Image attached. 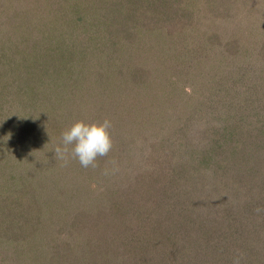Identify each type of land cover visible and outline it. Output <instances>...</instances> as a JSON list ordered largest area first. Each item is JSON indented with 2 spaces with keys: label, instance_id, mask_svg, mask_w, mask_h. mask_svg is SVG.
<instances>
[{
  "label": "rangeland",
  "instance_id": "obj_1",
  "mask_svg": "<svg viewBox=\"0 0 264 264\" xmlns=\"http://www.w3.org/2000/svg\"><path fill=\"white\" fill-rule=\"evenodd\" d=\"M31 2L0 0V41L5 46L13 41V47L0 43V67L3 63L1 69H11L15 61L20 66L0 79V264H62L55 247L70 242L78 260L67 264H104L105 259L106 264H118L119 248L107 258L98 254L95 219L106 220L103 214L112 211L113 201H128V196L127 206L133 207L128 214L135 224L141 223L139 217L149 221L160 214L162 202H167L165 185L153 180L164 175L170 177L168 181L179 180L187 161L194 164V148L202 143L200 135L211 130L217 133V124H225L221 113L241 112L239 105L228 107V103L241 101L245 87L254 79L259 81L264 0H253L261 3L260 13L242 6L235 15L233 24L245 31L233 36L230 28L227 34L220 32L228 47H218L216 42L214 47L198 46L204 44L208 32L199 27L192 32L195 35L186 33L184 27L177 32L185 33L179 35L173 27L172 39L167 35L164 47H152L153 42L159 43L157 38L148 33V26L143 35V28L137 25V35L123 40V47L117 50L108 45L107 38L83 47L61 41L68 24L87 37L92 26L101 27L96 0L71 1L73 9L80 7L84 13L79 21L74 16L63 18L66 13L58 9L59 0ZM141 21L148 25L146 18ZM41 44L45 47H33ZM197 48H213L214 56L200 65L201 72L185 80L174 72L179 70L175 61L184 65L188 57L198 54ZM49 49L54 53L58 49L69 58L54 60L56 65L64 61L68 66L63 80L43 77L35 69L30 77L21 74L18 59H35L36 52ZM233 49L235 53L230 52ZM83 52L85 59L80 60ZM167 57L172 58L169 65L162 61ZM104 119L111 122L113 146L107 156L97 158L95 167L81 166L71 154V146L63 157L55 153L62 132L73 122ZM218 140L206 147L217 148ZM204 170L211 178V168ZM125 214L115 212V221ZM190 238V243L197 242L194 235ZM160 250L158 246L152 264L162 256ZM182 250L188 257L194 256V246L174 251ZM206 256L204 252L203 259ZM196 258L192 262L200 263ZM175 259L173 264H181L180 258ZM165 260L169 264L162 257L163 263Z\"/></svg>",
  "mask_w": 264,
  "mask_h": 264
},
{
  "label": "trees",
  "instance_id": "obj_2",
  "mask_svg": "<svg viewBox=\"0 0 264 264\" xmlns=\"http://www.w3.org/2000/svg\"><path fill=\"white\" fill-rule=\"evenodd\" d=\"M71 1L74 0H59L58 9L66 13L63 18L69 20L74 16L79 21L84 13L80 7L73 9ZM33 2L34 0L31 3ZM242 6L247 11L258 13L262 8L260 2L253 3V0H96L95 11L100 12L97 18L101 27L92 26V34L87 33V37L81 35L82 30L79 31L81 33L74 32L71 24H68L63 29L61 41L83 47L89 41L88 44L99 43L107 41V38L110 41L108 45L117 50L123 47V40H131L137 35L135 27L138 25L143 28V35L147 34L144 26H148V33L159 41L158 46L153 42L152 47H164L167 44L166 36L169 35L167 38L172 39L173 27L175 32L184 27L186 33L191 35H195L192 32L199 27L208 32L203 40L204 44L198 46L214 47L216 42L218 47H228L229 42H223L220 32L227 34L230 28L233 36L234 32L245 31L238 23L233 24L236 22L235 15ZM143 18H146L148 25L142 23ZM183 33L185 32L178 34ZM121 34L124 35L123 38L119 37ZM198 40H201L200 37ZM0 43L3 47H13V41L6 46L4 40ZM33 47L45 46L41 44ZM197 49L198 54L193 58L188 57L189 62L184 65L182 61H175L179 70L174 72L185 80L196 74L204 61H209L214 56L213 48ZM259 49L262 66L258 68V83L254 79L248 86L245 85L241 101L235 102L236 104L228 103V107L240 106L239 115L221 113L225 124H217V133L211 130L209 134L200 135L202 143L199 149L194 148V164L189 165L187 161L179 171V180L168 181L170 177L167 180L165 175L161 180H153L156 185H165L162 188L167 202H162V215L160 212L149 221L139 217L141 223L135 224L133 215L128 214L133 211V207L127 206L128 201L130 202L128 196V201H113L112 211L109 213L108 210L103 214L106 215V220L98 217L96 222L93 220L96 226L94 231H99L96 247L103 258L109 257V254L115 253L119 248L117 255L122 256L120 260L116 257L118 264H152L159 246L162 256H158L156 264H168L167 260L162 262V257L168 259L169 264L177 261L175 257L180 258L181 264H195L192 262L193 257L201 261L196 264H264V36ZM59 51L57 49V54L53 49L41 50L36 52L35 59L22 56L18 59L22 64L21 74L30 77L31 69H35L43 77L63 80L69 73L68 66L64 65V61L56 65L54 60H64L62 57L67 55L64 56ZM230 52L235 53L234 49ZM84 53H81L80 60L85 59L82 56ZM171 57L162 61L169 65L172 63ZM2 65L3 63L0 67V79L20 67L16 65V61L11 69H1ZM216 134H219L218 138ZM213 139H219L217 148L209 150L206 145H210ZM223 145L228 146L223 149ZM205 168H211V178L204 173ZM207 205L210 210L204 208ZM115 212L126 214L115 221ZM193 235L196 243H190L193 242V238H190ZM186 245L190 249L194 246V256L188 257L185 250L174 251ZM57 247L55 256L62 264L78 260L73 251V242L64 243L60 249ZM204 252L206 260L202 257ZM103 262L106 264L107 259Z\"/></svg>",
  "mask_w": 264,
  "mask_h": 264
},
{
  "label": "clouds",
  "instance_id": "obj_3",
  "mask_svg": "<svg viewBox=\"0 0 264 264\" xmlns=\"http://www.w3.org/2000/svg\"><path fill=\"white\" fill-rule=\"evenodd\" d=\"M111 122L103 121L73 122L61 134V145L57 146L55 153L63 157L69 152L78 159L81 166L95 167L98 157L107 156L111 151L113 142L110 134Z\"/></svg>",
  "mask_w": 264,
  "mask_h": 264
}]
</instances>
